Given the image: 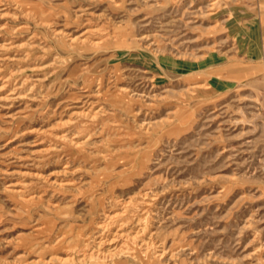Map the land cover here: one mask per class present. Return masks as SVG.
<instances>
[{
    "label": "rangeland",
    "instance_id": "rangeland-1",
    "mask_svg": "<svg viewBox=\"0 0 264 264\" xmlns=\"http://www.w3.org/2000/svg\"><path fill=\"white\" fill-rule=\"evenodd\" d=\"M259 2L0 0V264H264Z\"/></svg>",
    "mask_w": 264,
    "mask_h": 264
},
{
    "label": "bare ground",
    "instance_id": "bare-ground-1",
    "mask_svg": "<svg viewBox=\"0 0 264 264\" xmlns=\"http://www.w3.org/2000/svg\"><path fill=\"white\" fill-rule=\"evenodd\" d=\"M97 45V44H96ZM61 186V185H60ZM147 196V195H146ZM132 202V201H131ZM134 202V201H133ZM135 203V202H134ZM129 204V203H128ZM137 204V203H136ZM123 205V204H122ZM133 205V204H132ZM137 205H139V204H137ZM142 205V204H141ZM144 205H146V204H144ZM125 206V205H124ZM124 206H122V209H124L125 210V212H120V213H118V214H115V215H113V216H110V218H107V219H111V220H114V224L115 223H117V222H119L118 221V219H122V217H123V215L124 214H126V206L124 207ZM149 206V205H148ZM121 207V206H120ZM130 209V208H129ZM130 211V210H129ZM140 212V211H139ZM150 212V211H149ZM121 221V220H120ZM111 223V222H110ZM112 223H113V221H112ZM109 225H113V224H109ZM121 225V224H120ZM118 226V225H117ZM120 227V226H119ZM100 228L102 229H104V232H106V233H109L110 234V232H112L113 230V227H110V226H108L107 224H103V225H101L100 226ZM112 230V231H111ZM120 230H122V229H120ZM143 230V229H142ZM103 231V230H102ZM119 232V231H118ZM117 232V233H118ZM106 233H105V235H106ZM116 232H114V235H116V236H114V237H112V238H114V239H111L110 241H105V239H104V244L105 245H107V246H109V248L106 250V252L105 253H100V252H93L91 255H88V254H86L85 252H83V254H82V257H83V260H87L88 258H96L97 260H107L109 257H111L112 258V256L114 257V255L115 254H117V253H121L122 254V252L124 251L123 250V247L126 245L125 243H121L122 241H123V239L125 238L123 235H120V234H117ZM122 234H123V232H122ZM103 235V234H102ZM124 237V238H122V241L120 242V241H118V239H121V237ZM102 237H104V236H102ZM127 237H129V235L127 236ZM130 238V237H129ZM132 238V237H131ZM130 238V239H131ZM134 238H135V236H134ZM102 239V238H101ZM133 239V238H132ZM131 239V240H132ZM103 240V239H102ZM128 240V239H127ZM135 240V239H134ZM134 240H133V242H134ZM136 241V240H135ZM100 242H102V241H100ZM107 242H109V243H107ZM118 242H120V243H118ZM127 242V241H126ZM99 245H100V243H98ZM102 244V243H101ZM103 244V245H104ZM144 244V243H143ZM133 245H134V243H133ZM140 247H141V244H140ZM156 248H157V246H156ZM159 248H160V246H159ZM85 249V248H84ZM103 249V248H102ZM146 249L147 248H144V250L146 251ZM87 252V251H86ZM146 252H149V251H146ZM145 252V253H146ZM124 253H125V251H124ZM148 254V253H147ZM126 255V254H125ZM124 255V256H125ZM146 255V254H145ZM159 255V254H158ZM119 256V255H118ZM147 256V255H146ZM120 257V256H119ZM118 257V258H119ZM156 257V256H155ZM116 258V257H115ZM114 259V258H113ZM82 260V261H83ZM109 261V260H108ZM107 262V261H106ZM110 262V261H109ZM112 262V261H111ZM103 263V262H102Z\"/></svg>",
    "mask_w": 264,
    "mask_h": 264
},
{
    "label": "crops",
    "instance_id": "crops-1",
    "mask_svg": "<svg viewBox=\"0 0 264 264\" xmlns=\"http://www.w3.org/2000/svg\"><path fill=\"white\" fill-rule=\"evenodd\" d=\"M259 4L264 5V0H260ZM254 26L258 29V37H256V35L254 34V31H256V28ZM252 28L253 39H255L253 41V44L258 47H256V49L254 50V56L259 55L258 57L260 59H264V14L260 16L259 22H256L254 20L252 21Z\"/></svg>",
    "mask_w": 264,
    "mask_h": 264
}]
</instances>
